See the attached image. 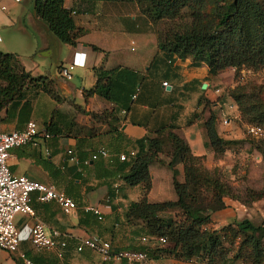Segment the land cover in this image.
<instances>
[{
  "label": "crops",
  "instance_id": "1",
  "mask_svg": "<svg viewBox=\"0 0 264 264\" xmlns=\"http://www.w3.org/2000/svg\"><path fill=\"white\" fill-rule=\"evenodd\" d=\"M26 1L0 0V47L19 56V51L29 46L30 55L37 53L38 60L34 66L49 64L53 67L54 73L46 77L53 80L55 90L62 102L57 103L47 94L51 98V101H47L48 108H39L38 98L43 96L44 92L39 88L30 87L32 91L30 95L26 94L22 101L0 112L1 127L6 132L24 129L29 122L23 116L24 104L28 99H32L35 105V114H33L35 118L45 116L50 122L41 126L34 119L30 121L36 122L40 129L52 125L61 133L53 136L51 140L39 141L36 146L29 145L13 150L9 165L16 176H27L44 184L56 185L80 204V207L76 212L66 215L55 203H39L35 195L34 208L37 219L21 215L16 218L24 239L20 251L23 252L22 245L30 243L29 231L36 220L45 222L50 229L69 234L75 241L84 237H99L111 242L116 250L134 245L128 235H125L126 244L122 245L124 227L121 220H124L122 214L126 212L128 206L132 202L139 201L142 189L140 186H125L122 175L115 171L116 167H105L102 162L92 161L91 156L100 148H107L115 157L137 151V141L145 137H156L160 129L168 126L173 128L166 130V135L172 132L183 138L195 156L207 155V136L203 119L202 117L195 119V114L200 112L202 107L198 108L199 99L211 98L212 92L210 90L205 92L203 89V85L211 87L208 67L205 64L195 66L191 58L180 59L160 52L157 37L151 31L152 25L141 15L138 6L134 3L65 1V8L77 12L75 15L77 26L85 29V34L79 39L78 45L72 47L55 38L35 12L29 16L22 13L21 7ZM117 12L128 13L127 16L131 19L140 21L139 28L142 25L145 27L143 32L146 37L142 41L141 53H137L136 48H131L132 53L124 49L123 35H128L126 32L118 34L116 31H93L94 27L102 30L108 20H114ZM132 42L136 44L132 40L131 45ZM93 46L100 51H94ZM77 53L82 54L80 56L85 62L84 67L75 68L78 74H84V78L78 79L79 86L73 82L75 78L67 80L59 74L60 68L71 64ZM20 60L26 71L32 74L27 62L22 61L21 58ZM101 66L107 70L128 68L143 78L139 92L135 96L129 94L122 97L125 101L131 100L129 110H121L118 105L98 96L88 98L85 96V91L96 83L94 69ZM165 82L168 86L163 85ZM218 129L220 132V127ZM69 150H72L73 156L78 158V165L72 160L73 156L68 154ZM46 162L53 167V176L44 167ZM166 168L173 176L168 166L155 163L150 167L152 176V189L148 196L150 202L166 200V198L162 199L163 194L159 193L163 191L162 189L159 192L155 190L159 181L157 175L159 176L161 170ZM177 169L180 180L181 175L184 174L183 167L179 165ZM112 185L116 192L113 200L109 201V188ZM103 189L105 191L101 201L95 204L88 202L89 192ZM86 207L97 208L103 220H99L92 212H86ZM72 215L76 219L75 222L69 219ZM81 217H83L82 225L79 224ZM29 245H31L30 249L24 250L26 255L29 252L32 254L47 252L48 254L44 253L45 257H56L53 252H38L31 243ZM69 255L72 264H88L87 260L97 254L90 251L77 254L73 249ZM77 255H84L87 260L77 262ZM12 258L11 255L0 250V264H16L15 261H11ZM150 264L189 263L161 257L158 260H150Z\"/></svg>",
  "mask_w": 264,
  "mask_h": 264
},
{
  "label": "trees",
  "instance_id": "2",
  "mask_svg": "<svg viewBox=\"0 0 264 264\" xmlns=\"http://www.w3.org/2000/svg\"><path fill=\"white\" fill-rule=\"evenodd\" d=\"M65 1L67 0H35L34 11L55 38L63 44L76 47L79 39L85 34V29L77 26L75 22L77 12L65 8ZM74 1L136 4L141 15L152 25L151 31L157 37L160 52L180 59L191 58L195 66L205 64L211 77L231 68L264 69V0ZM185 16H188L189 22L179 25L172 31L154 30V25L174 22ZM92 48L94 51H100L95 46ZM94 72L96 83L85 91V96L87 98L98 96L118 105L121 110H129L131 100L125 101L122 97L129 94L135 96L139 92L143 78L128 68L120 67L107 70L101 66L94 69ZM30 87L41 89L57 103L62 102L53 80L46 76L34 77L22 66L17 54L0 50V112L22 101ZM249 116L252 122L256 123L254 126L264 128V109L261 110L254 105ZM203 125L207 146L214 151L216 157L222 156L230 141H226L219 134L217 115L211 112ZM170 128L173 127H163L157 132L158 136L145 137L137 141L136 155L129 161H121V154L119 157L112 156L109 160L102 158L98 160L105 167H116L115 171L122 175L125 186H140L142 189L139 201L132 202L125 212L128 223L141 221L144 224L140 231V236L142 234L139 238L140 243L120 250L146 252L150 260L168 256L171 260L182 263L230 264L224 249V234L225 231H229L235 238L241 237L240 250H250L249 258L253 264H264V225L256 226L245 219L238 223L236 229L229 227L219 232L203 229L210 223L211 213L225 207L222 199L230 196L231 190L219 179H215L209 172L197 166L199 158L192 153L183 138L172 132L166 135V130ZM45 129L53 136L61 133L52 125H47ZM166 145H169L171 150V158L167 165L173 173L177 200L150 202L148 199L152 189L150 167L155 163H164L161 157ZM97 153L98 150L92 155ZM129 153L126 155L129 156ZM180 164L184 166L185 175V182L182 183L178 180L177 167ZM44 167L52 176L54 175V169L49 162L44 163ZM204 187L211 188L217 193L216 206L213 208L192 206ZM115 192L116 189L112 185L109 188V201L113 200ZM262 195L263 193L257 194L253 200L261 199ZM78 206L80 207V204ZM175 209H181L186 213L189 218L188 224L180 226L173 219L161 216ZM82 219L83 217L80 218V225L83 224ZM143 237H163L167 239V246L149 249L147 245L141 243ZM76 246L77 241L70 239L63 261L57 257H45L44 253L29 252L27 256L34 264H72L69 254L73 249L75 251ZM13 259L16 264H23L18 258Z\"/></svg>",
  "mask_w": 264,
  "mask_h": 264
},
{
  "label": "rangeland",
  "instance_id": "3",
  "mask_svg": "<svg viewBox=\"0 0 264 264\" xmlns=\"http://www.w3.org/2000/svg\"><path fill=\"white\" fill-rule=\"evenodd\" d=\"M34 7L35 0H27L22 5L21 11L29 16L30 14H34ZM115 15L116 17L114 20H108L104 27H102V30L93 26V31H116L118 34L126 32L128 35H123L124 49L128 53H132L131 48H136L138 51L137 53H141L143 45L142 41L146 37L144 34L145 32H143L145 27L142 25V27L139 28V26H141L140 21L136 22L134 19H131L127 16L128 13L120 14L117 12ZM187 22H189V18L188 16H185V18L178 19L174 22L154 25V30L172 31L179 27V25ZM90 24L93 23L90 22ZM132 40L136 42L135 45H131ZM0 50L6 53L15 54L14 52L6 51L4 47H0ZM19 52V57L22 61L27 62L34 76L49 77L54 73L53 67H50L49 64L47 66H34L35 62L38 60L37 53L30 55L29 53L31 51L29 50V46H26V48H23V51ZM22 52L25 53L23 54ZM65 58H67V56ZM70 65L71 64L67 66ZM72 74L73 78H75L73 82L77 83V86H79L78 79L84 78V74H78L77 69H74ZM210 80L211 87L208 86L204 90L205 92L209 90L212 92L211 98L203 97L199 99L198 108L200 106L202 107L200 112L195 114V119L202 117L204 123L211 112L215 113L218 117V127H220L219 134L226 141H230V144L227 146L225 153L220 157H216L214 151L209 146H206L207 155L196 156L199 158L197 166L209 172L215 179H219L221 183L231 190V195L223 197L222 201L225 207L211 213L210 223L203 229L217 232L223 231L225 228L229 227L236 229L238 223L245 219L250 220L256 226L264 225V141L250 136L247 132L249 126H254L256 124L252 122V118L250 119L249 116V113H251V107L255 105L261 110L264 109V69L236 70L231 68L221 72L215 77H211ZM31 92V88H28L26 94L30 95ZM50 99L51 98L45 93L43 96H40L38 98L40 102L39 108H48L47 101H51ZM33 101L34 100L32 99H28L26 104H24L25 108L23 116L26 117V121L34 119L41 126H43L44 123L48 124L50 121L47 120V117L40 116L35 118L33 115L35 114V105ZM53 115H55L54 111ZM31 116L33 118H31ZM162 158L164 159V163L156 164L168 166L167 164L171 158L169 145H166V150ZM180 166L183 167L184 171V166L182 164H180ZM157 177H159V181L157 182L155 189L156 192H159L162 189L163 191L159 192L163 194L162 199L166 198L165 201H176L177 195L174 190L171 171L167 168L162 169L161 174L159 176L157 175ZM179 181L181 183L185 182L184 174L181 175ZM104 191L105 190L103 189L102 191L95 190L89 192L87 194L88 202L95 204L101 201L104 197ZM259 193H263L262 198L253 200V198H256V195ZM198 195L199 193L196 196ZM216 197L218 196L214 190L204 187L199 195V200L195 198L196 201L192 206H202L204 209L213 208L216 206ZM122 215L124 217V220H121L123 221L124 227L122 228L124 231L121 237L122 245L124 246L126 244L125 235H128L127 237L133 240V243H135L134 245L136 246L140 243L139 238L142 236V234L140 236V231L144 227V224L141 221L128 223L125 219V212ZM161 216L173 219L180 226H185L189 222L186 213L181 209L170 210ZM69 219L72 220V222L76 221L73 215L70 216ZM241 242V237L235 238L231 232L225 231L224 249L229 259L228 263L253 264L252 260L249 258L250 250H240ZM29 244L22 245L21 250L24 252V250L30 249L31 245ZM44 253L48 254L47 252ZM9 255L13 258H18V253ZM165 257L168 258V256ZM13 258L11 261H14ZM76 258L77 262L87 260L84 258V255H77ZM193 260L198 261L197 259ZM87 261L88 264H102V259L97 255Z\"/></svg>",
  "mask_w": 264,
  "mask_h": 264
},
{
  "label": "built area",
  "instance_id": "4",
  "mask_svg": "<svg viewBox=\"0 0 264 264\" xmlns=\"http://www.w3.org/2000/svg\"><path fill=\"white\" fill-rule=\"evenodd\" d=\"M132 45H135V43L132 42ZM80 55L82 54H75L70 66L60 68L59 74L61 77L72 80L74 69L85 66V62L82 61V56ZM163 85L168 86V83L165 82ZM247 132L256 139H264V128L261 126H249ZM52 137V134L46 129H40L34 121L28 122L22 130L3 131L0 116V250L9 254L18 253V259L23 264H34V262L25 252L20 251V246L24 239L21 236L22 232L17 226L16 218L21 215L37 219V213L34 208L35 195L39 203H55L66 215L72 214L79 209L77 202L70 198L64 190L59 189L56 185L44 184L27 176H16L9 165L13 150L29 145L36 146L39 141H48ZM68 154L73 156V151L69 150ZM135 155V151H131L129 156L121 154L120 160L129 161ZM112 156V153L107 148H100L97 154L91 156V160L98 161L100 158L109 160ZM72 160L77 165L79 164L78 158L73 156ZM85 210L98 216L99 220H103L97 208L86 207ZM28 236L34 249L38 252H53L60 261L64 259L65 251L69 247V240L73 239L65 232L50 229L41 220H36L35 224L30 228ZM76 241L75 253L93 252L101 257L103 264L124 262L127 264H150V259L146 252L116 250L111 242L104 241L99 237H84ZM141 243L147 245L149 249H157L164 247L167 244V239L163 237H143ZM189 264L203 263L190 262Z\"/></svg>",
  "mask_w": 264,
  "mask_h": 264
},
{
  "label": "water",
  "instance_id": "5",
  "mask_svg": "<svg viewBox=\"0 0 264 264\" xmlns=\"http://www.w3.org/2000/svg\"><path fill=\"white\" fill-rule=\"evenodd\" d=\"M203 89H206V85H203Z\"/></svg>",
  "mask_w": 264,
  "mask_h": 264
}]
</instances>
